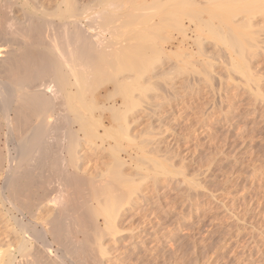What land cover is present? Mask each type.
<instances>
[{"label": "rangeland", "instance_id": "obj_1", "mask_svg": "<svg viewBox=\"0 0 264 264\" xmlns=\"http://www.w3.org/2000/svg\"><path fill=\"white\" fill-rule=\"evenodd\" d=\"M8 1L11 2V0ZM24 1L12 0V4H8L7 0H0L2 5V7L0 5V19L7 16L8 20H13L12 24H9L11 28L4 26L8 22L4 19L5 17L3 18L5 21H0L2 22L0 29H3V32H0L3 34L0 36L1 39L4 38L3 43L6 42L4 46L12 47L13 43L19 44L22 41L32 43L29 39L34 40V34H31L28 39L27 32L17 31L16 33L15 28L21 25L17 21L24 20L22 27L19 26V28L25 30L28 24L32 25L36 22L35 20L38 22L36 16H42L41 12H43L48 18H52L56 25V22L60 20L59 15L69 5L66 3L67 0H30L31 3L29 0H26V3ZM69 1L67 2L73 5L75 3L78 7L85 4L87 7L86 2L93 1L92 5L89 3L88 8L93 7L92 11L100 9L97 0ZM107 1L109 5L97 15L96 22L100 24L97 26L101 27V19L105 18L103 22H106V18L113 19L112 21L108 19L111 23L103 25V28L106 26L107 30V33L105 32V38H107L105 40L103 38V43L104 45L106 43L108 47L105 48L106 50L102 48L105 55L102 56V52L100 59L96 58L94 62L97 63V59L101 61L102 58H105L104 61L107 60L96 64L100 66L101 69L98 68L103 70L104 74H100L102 79L97 76L101 79L97 80L94 75L101 72L99 69L93 67L94 70L91 69V71L92 66L89 68L87 66L82 67V71L86 72L81 71L85 78L87 75L86 79H88H84L86 80V85L83 87L85 90L81 92L85 93H81L83 94L81 101L88 106L87 104L91 105L90 102L88 103L90 100L93 106H88L89 110L86 106L82 107V116L84 122H88V125L87 122L84 123L86 133L92 130L95 132L88 131V134L90 136L95 134V136L90 139L85 135L86 133H81L76 154L73 155L76 156L77 165L71 167V171L84 176L87 182L79 185L78 191H75L77 188L75 189L74 186H68L69 190L73 189L79 193L77 195L75 192L70 193L71 195L65 196L64 199L62 197L61 203L59 202L60 207L57 208L48 202L39 204L36 202L38 201L36 196L31 197L32 200L36 199L32 202L33 206L36 203L39 205L32 210L33 212L36 209V213H32L34 217L27 215L26 211H24L25 216L16 211H5L9 204L0 196V264L23 263L26 259L25 255L32 260L35 255L40 257V264H264V0L256 3V5L260 4V10L253 13L247 10V6H242L246 0H235L232 3L241 9L231 17L230 25H240V22H244L240 27L243 25L249 36L246 35L248 38H245L246 42H243V47L240 48L242 52L238 49L240 46H235L237 49L235 50L234 47L222 41L218 42L208 34L205 27L201 29L204 21L210 19L211 25L219 30L218 20L211 18L205 11L198 12L201 15H197V21H190L187 16H183L180 23L167 22L166 26L160 32L158 31L160 37L156 38L158 40L155 47H160V51L156 52L159 56L155 54L157 61L153 60L154 63H151L152 70L149 68L142 72L141 77L135 76L133 72H131L132 75L126 72L120 73L121 76L125 75L124 78L129 77L128 80L125 79L126 82L132 83V80L138 78V81L133 82L134 87H131L135 89L130 93L132 105L128 112L129 124L126 134L123 128L120 130L115 128L116 130L111 131V133L114 132V135L111 134L113 137L103 136L104 139L106 138L103 143L100 138H96V133H99V136L103 135L105 128L112 129L116 125L115 122L119 121L117 119L118 121L111 124L110 120L113 121V118L109 110L114 100L120 98L113 92L114 82L112 81L113 79L122 80L119 75L116 76L118 78H114L117 75L115 74L117 68L113 69L114 72L111 69L116 67L114 62L117 60L113 62L112 59L116 58L113 54L117 53L115 51L118 49L114 42L118 35L116 33L122 34L124 39L129 35L128 39H130L132 34L135 37L136 33L141 32L139 29L147 32L149 27L152 30L156 25L157 28L160 15L154 13L155 8L158 4L165 2V0H133L132 8L128 0L127 2L120 0L121 3L119 0ZM196 1L199 7H205L208 2L216 0ZM4 6L5 9L8 8L6 11ZM136 6H140V10ZM31 8L35 10L32 11ZM113 8L118 10L114 11ZM172 9H174L173 5L166 3L161 11L167 13L175 10ZM1 10L5 13H1ZM25 10L28 12L25 13ZM61 10L62 12L59 13ZM151 10L154 11L151 12ZM36 11L38 12L34 14ZM109 11H112L114 16ZM137 11L141 15H137ZM30 13L32 14L30 20L35 16V22L25 19ZM130 14L133 16L131 17ZM248 14H251L252 18L250 15L247 17ZM136 15L138 18H135ZM119 19L124 22L117 29L116 23H119L117 22ZM149 20L151 23L148 22ZM245 21L249 24H245ZM199 23H202L200 27H198ZM34 25L36 28L37 24L32 26ZM29 26L28 33H33L30 30L34 28L31 26L33 29L28 30ZM53 26L51 27H55L56 31L59 29H61L60 33L63 31L62 27ZM48 27L47 25V30L45 29L47 33L52 29L49 27L51 29L48 30ZM7 28L10 30L8 35ZM35 30L34 33L37 35ZM133 30L134 33L136 31L135 34ZM227 31L219 30L218 32L230 34ZM12 36L19 38L23 36V40L17 39L18 42L16 37ZM36 38L39 39V37ZM136 40V38L133 40L132 36L131 41L138 43ZM129 43L132 46L135 44ZM41 45L48 51L53 42L50 38H45ZM12 48L20 50L19 47L16 48V45ZM127 49L125 48V52H128ZM17 50L15 51L18 52ZM152 51H147L145 54ZM240 53L245 56L242 57ZM238 59L241 60V64L244 61L241 69L236 67ZM94 63L93 66H95ZM113 63L114 66H112ZM107 64L111 65L106 66ZM88 69L92 74L87 73ZM96 69L100 72L97 73V71L94 74ZM100 81L106 84L102 82L103 85ZM84 83L83 81V85ZM142 85L143 88L146 87L145 90ZM98 95L102 96L98 97ZM119 108L120 113L123 114L124 108L120 105ZM120 123L119 121L118 124L123 127V123ZM126 138H130L129 142ZM127 144L130 146V148L127 147L130 157H125L126 152L124 153V147ZM111 146L118 149L116 153L123 157L124 163L116 164ZM43 171L45 170L37 169L34 173L44 175ZM47 173L50 174L49 171ZM2 183L0 182V185H3ZM95 187L101 188L102 193L94 194ZM53 196L55 192L52 193L51 197ZM75 204L78 209L76 207L75 211L71 210ZM65 206L66 209H62ZM80 206L83 209L80 210ZM83 211L89 216L83 214ZM70 214H77L76 216L82 214L84 219L91 217L90 226L93 227V223L96 222L98 227L95 225V230L88 229L89 232L87 230L89 225H87L86 229L81 228L87 232L82 233L80 229L77 232L78 228H74L71 224H68L70 225L68 227L64 223L67 219L62 216ZM56 216L61 218V243L59 240H54L52 235H48L46 241L35 236L36 232L33 233L32 230L40 229L39 225ZM68 220L70 222V219ZM27 222L29 223L23 227V230L22 225ZM64 225L67 226L66 229ZM84 233H88V236ZM87 237L92 241V244L89 242L91 248L87 245L86 250L90 248L88 251H81L82 254L80 251L76 252L77 257L80 255L77 258L73 249L80 246L79 242H83ZM63 242L66 245L65 248L62 246ZM68 246L72 251H69ZM85 253L89 256L83 255ZM9 256H14L15 260L9 262ZM36 256L34 259H37Z\"/></svg>", "mask_w": 264, "mask_h": 264}, {"label": "bare ground", "instance_id": "obj_2", "mask_svg": "<svg viewBox=\"0 0 264 264\" xmlns=\"http://www.w3.org/2000/svg\"><path fill=\"white\" fill-rule=\"evenodd\" d=\"M67 1H69V0H67ZM67 1H66V3L69 5L66 7L64 12H62V10L59 12V13L62 12V14L59 15L58 18L60 20H59V22H56V25L53 22L52 18H48V16L44 15L43 12H41V11H43V9L46 10V8L40 9L41 11H39V13L41 12L42 16H36L37 19L40 21V23H38L39 21L37 22V20H35L36 19V18H34L35 16L33 17V19L31 18V20H33V22L36 21L35 23L37 25H36V28H34L35 25L34 26H32V25L35 23H33L32 25H31V23L28 24V26L30 25L28 30L33 29V28L36 29L35 32L37 31V35L34 33V29L30 30V31H33V33H31V32L28 33V31H27L28 26L27 27L25 26L26 29L24 28L26 31L22 30V28L20 30L19 26L22 27V22L24 20L23 19L22 20L17 19V20H19V21H17V22H19L18 24L21 23V25H18V27L15 28L16 33H17V31H19V32L24 31V33L27 32L26 35H27L28 39L30 38L31 34H34L35 37H39V39L36 38L37 39L36 40L35 37L33 36L34 40L32 37H31L32 39H29L30 42H32V43H29V42L27 43L25 41H24L25 42L24 43L22 41L23 36H21L20 38L16 37L17 35L19 36V34H17L16 36H12L14 38L16 37L15 38L16 40L18 39V40L22 41V43L20 42L19 44H14L11 41L14 39L9 40L10 43L12 42L13 45H16V48L17 47L20 48V50L15 49L18 52H16L12 48L13 45H12V47L11 46H4V44H6V42L3 43L2 39H4V38L1 39V36H0V40H1L0 43L2 42L0 44V182H3L2 183L3 185H0V194H1L0 196H1L2 200H4L5 202H7L9 204V207H7L5 209V211H7V212H10V211L15 212L16 211V212L20 213V215H22V214H24V211H26L28 213L27 215H31L32 217H34L35 215L34 214L32 215V213L35 212L36 209L33 212H32V210L34 207H36V205H38V203L42 204V203L48 202L49 204H51L52 206L57 208L59 206V202L62 199V197L64 199L65 196H69L72 193H74L75 191H78L79 189L77 187L79 185L85 184L87 182V179L84 176H81L80 174L76 173V171L75 172L71 171V167L77 165V161H75L76 156L75 157L73 156L74 153L76 154V152H75L76 148H77L76 146H78V144H79L81 135L86 133V128H85L84 123L86 124L87 121L85 120L86 122H84L83 116H82V110H81L82 107L86 106V105H84L85 104L84 101H81V100H83V98H82L83 94H81V93H85V92H81V91L85 90L83 87L86 85V80H88V79H86L87 75H85L86 78L84 77L82 72H86V71H84V70L82 71V67L84 68V67L88 66V68H89L90 66H92L90 68V70L91 69L94 70L95 68H97V69L100 68V66L96 65V64H98V62H103L105 59V58H102L101 61L98 60V59H100L101 53L103 52L102 48L105 49L108 47V45H106V43H105V45L103 43V41L107 38V37L105 38V32L107 31L105 28L106 26H104V28H105L104 29L103 25L112 21L113 19L111 20V18H106V22H103V20L105 21V18L101 19L102 20L101 27L97 26V24H98L96 22L97 15L101 11L105 10V6L109 5L107 0L106 1L97 0L98 1L97 3H99L97 5H100L99 6L100 9L98 11H95V10L92 11L93 7L88 8L90 6V4L92 5L93 1L91 3L86 2L88 4L90 3L89 5L87 4V7H85L86 4L85 5H79L81 7H78L77 4L75 6V3L73 5V3H69L70 1L69 2H67ZM234 1L235 0H216V1L211 2V3L208 2L207 6H205V7H199L198 6L199 3L196 0H165V2L158 4L155 8L156 11L154 12V13H158V15H160V20H159L160 22H158V24L159 23L160 24L159 25L157 24V28L155 27L156 25L153 26L154 28L152 27L153 28L152 30L149 27V30H148L149 32L147 30H146L147 32H142V29H139V30H141V32L137 34L135 31V33H136L135 37L132 34L130 36V39H128L129 35L128 36L126 35L127 38L125 37V39H124L122 37V34L116 33L118 35H116L117 39H116V41L114 40V42L116 43V46L118 49L117 48H116L117 50L114 49V51L116 50L115 52H117V53L113 54V56L115 55L116 58H112L113 62H114V60L117 59L114 62L116 67L111 68L112 70L114 68L115 69L117 68L115 70V72H116L115 74H117V75H115L114 78H118L116 76H118V75L121 76L120 73H125V72L127 74L133 72L135 74V76L141 77L140 74L142 72H145L149 68H151V63L152 64L154 63L153 60L157 61L155 54L157 51H160V47L159 48L155 47V43L158 40L156 38L160 37L158 35V33L161 31V29H163L166 26L167 22H169V23L170 22H172V23L179 22L180 23L181 20L183 19V16H187L190 21H193V20L197 21V15L198 14L201 15V13H198V12H201V10H202V12L205 11L211 18H216L218 20L220 32H225V30L226 31L228 30L227 32H229L230 34H228L227 32H226L227 36L225 35V33L220 34L218 32L219 30L216 27H213L211 25L210 19L206 22L204 21V24H203L204 26L202 25V23H203V20H202V23L201 24L199 23L198 27H200L202 25L201 29L203 27H205L206 28L205 30L208 32L209 35H211L213 38H215L218 42L222 41L223 43L227 44L228 46L234 47L233 49H235V46H237V47L240 46L238 49H239V51L242 52V50L240 48H242L243 47L242 45L246 42L245 38H248L249 36L247 35V32L244 30L245 27H243V25H242V27H240L241 24H243L244 22H240L241 23L240 25L236 24L234 26L230 25V23H229V21L231 20V17L235 16L237 10L241 9V8H238V5H232V3ZM259 1L260 0H246V3L242 4V6L243 5L247 6L248 7L247 10H250L249 12L253 13L254 11L260 10V4L256 5V3ZM8 2L9 1L7 0V3ZM11 2H12V0H11ZM11 2H9L8 4H10ZM29 2H30V0H29ZM94 2H96V1H94ZM126 2H127V0H126ZM132 2H133V0H128L129 5L133 4ZM57 3H59V1ZM119 3H121V1ZM166 3L172 4L175 10L172 9L174 11L167 12V13L162 12L161 10H162V8H164V5ZM4 4H5V2H4ZM80 4H82V3H80ZM5 5H7V4H5ZM57 5H59V4H57ZM40 6L38 8H40ZM82 6H84V7H82ZM1 7H2V5H1ZM31 7H34V6H31ZM131 7H132V5H131ZM136 7H138V9H139L140 6H136ZM144 8H145V6H144ZM202 8H204V10ZM4 9H5V6H4ZM7 9H5V11ZM61 9H63V8H61ZM142 9H143V7H142ZM31 10H32V8H31ZM34 10H32V11H34ZM113 10L117 11L118 9L113 8ZM121 10H123V9L121 8ZM152 11H154V10H151V12ZM242 11H243V9H242ZM24 12L26 13L28 11L25 10ZM37 12L38 11L34 12V14ZM145 12H146V8H145ZM145 12H143V13H145ZM147 12H148V10H147ZM151 12H150V14L153 15ZM1 13H5V12L2 11ZM31 13H30V15L27 16L29 18H27V17L26 18L24 17V18L27 20L29 19L28 21H31L30 20V16L32 15ZM50 13H52V12H50ZM123 13H124V11H123ZM138 13H139V11H137V15H141ZM10 14L13 16L12 13H10ZM47 14H49V13H47ZM148 14H149V12H148ZM111 15H113V12ZM137 15L135 16V18L137 17ZM249 15L251 16V14H248L247 17H249ZM113 16H111V17H113ZM132 16L133 15H131V17ZM149 16H148V18H149ZM254 16H255V14H254ZM4 17L5 16L2 17V20L5 19L7 21L8 20L7 16L5 18ZM200 17H199V19H200ZM145 18L147 19L146 15H145ZM251 18H252V16H251ZM108 19H110V21H108ZM121 19L117 20V22H119V23H116L118 26V27L116 26L117 29L120 28L119 26L121 24L123 25L122 22H124V21H122ZM247 19H249V18H247ZM2 20L0 19V21H2ZM27 20H25V21H27ZM101 20H100V22H101ZM11 21L13 22V20H11V19L8 20V22H11ZM15 21H16V19H15ZM2 22H0V23H2ZM12 22L8 23V24L5 23L4 26L7 25V27H8L9 24H12ZM148 22H150V20ZM199 22H201V20ZM112 24H114V23H112ZM126 24H128V23H126ZM153 24H154V22H153ZM245 24H249V22L246 23V21H245ZM25 25H27V23H25ZM47 25L49 27H51L53 25L56 27L60 26V28L61 27L63 28V31H61V33H60L59 30H61V29L58 28L59 30L56 31L54 29L55 27L53 26L54 28H52V27L51 28L54 29V31L51 28H50L51 29L50 30L48 27V30H50V32L52 31L51 34H48V33H50L49 31H48V33L45 32L47 30ZM98 25H100V24H98ZM176 25L179 26V24H176ZM2 26H3V24H2ZM31 26L33 28H31ZM5 27H3V28L5 29ZM112 27H110V28L112 29ZM143 27H146V26H143ZM9 28H11V27L9 26ZM17 28H19V30ZM2 30L0 32H3ZM150 30H151V32H150ZM9 31L10 30L8 29L7 35H8ZM183 31H185V30H183ZM133 33H134V30H133ZM0 34L2 35L3 33H0ZM9 34H11V33H9ZM12 35H13V33H12ZM4 36H6V34H4ZM132 36H133V40L136 38L137 39L136 41L138 43L131 41ZM228 36H230V37L228 38ZM24 37H25V34H24ZM45 38H50L53 42V45H51V48L48 51H47V49H44L41 45L42 40ZM103 38H104V40H103ZM109 39H108V41H109ZM35 40H36V42H33ZM125 40H127V41L124 42L125 43L124 44L123 41H125ZM18 42H15V43H18ZM129 42L135 43L136 45L133 44V46H132V44ZM109 43H111V42H109ZM247 43H249V42H247ZM200 45H201V43H200ZM130 46H132V47H130ZM125 48L126 49L128 48L127 49L128 52H125L126 51ZM129 48H130V50H129ZM150 50L151 51L154 50V51L150 52L151 54L150 53L145 54L147 51H150ZM235 50H237V49H235ZM237 54L239 55V53H237ZM103 55H105L104 52L102 53V56ZM156 55H158V54H156ZM240 55H242V54L240 53ZM243 56H245V55H242V57ZM154 57H155V59H154ZM96 58H98L97 59L98 62L94 63V62H96ZM105 61H107V60H105ZM179 61H181V60H179ZM243 62H242V64H244ZM93 63L95 64V66H93ZM106 63H104V64H106ZM114 63L112 66H114ZM242 64H241V60H239V59L236 60V67L237 68L239 67L238 69L243 68ZM108 65L109 64H107L106 66H108ZM93 67H94V69H93ZM244 68H246V66ZM97 69H96V71H94V74H95V72L98 71ZM172 69H173V66H172ZM184 69H185V67H184ZM184 69H182V70L184 71ZM90 70L88 69L87 73ZM151 70H152V68H151ZM100 71L97 72V73L100 72L98 75H94V78L97 80L98 79L101 80L102 77L100 76V74L101 75L104 74V73H102L103 70H100ZM112 72H114V70ZM89 73H91V72H89ZM131 75H132V73H131ZM97 76L101 77V79ZM127 76H130V75H127ZM103 77H105V76H103ZM124 77H125V75L124 76L122 75L121 76L122 80L113 79V81H112V82H114L113 83L114 85L112 84L114 87L113 92H114V94L118 95V97H120L119 98L120 102H119V99H115L113 104H111V107L109 109L111 112L110 114L112 115V117H111V115H110V117L113 118V121H112V119L110 120L111 124L114 123L115 121L119 120L121 123H123L122 124L123 127H121V125L118 124L119 123V121H118V123L115 122L116 125L113 126L112 129L111 128L110 129L105 128L103 135L99 136V133H96V138H100L101 142H103V143L106 140V138L104 139L103 136H105V137L111 136V134L114 135V132L111 133V131L113 129L119 128V130H120L123 128V131L125 133L126 129L128 128V124H129L128 112L130 110V106L132 105L131 104L132 103L131 102L132 97L130 98V93H132L131 91H134V89H135V88L134 89L132 88L133 89L132 90L131 87H134L133 82H135V80H137L138 78L136 77L137 79L132 80V83H131L129 81H127V82L125 81V79L128 80L129 77H127V78H124ZM131 77H130V79H131ZM84 79H86V80H84ZM133 79H134V77H133ZM83 81L85 82L84 85H83ZM110 81H111V79H110ZM95 82H98V81H95ZM102 82H104V81H102ZM102 82L100 81V83H102ZM96 84H98V83H96ZM107 84H108V82H107ZM136 84H137V82H136ZM72 87L73 88L75 87V89H73ZM85 88L88 89V87H85ZM142 88H143V85H142ZM145 88L146 87H144L143 89L145 90ZM86 91H88V90H86ZM115 91H116V93H115ZM94 92L95 91H93V93ZM84 95H86V94H84ZM102 95H98V97L102 96ZM78 97H79V100H78ZM108 98H110V97H108ZM108 98H107V100H108ZM95 100H96V97H95ZM86 101H88V100H86ZM112 101H113V99H112ZM89 102L91 103V105H89V104H87V105L93 107L92 102L90 100L88 101V103ZM119 105L124 108L123 110H125L123 114L120 113ZM88 106H86V108ZM97 107H100V106H97ZM86 108H84V109L86 110ZM88 108H87V110H89ZM126 112H127V114H126ZM91 115H92V113H91ZM87 125H88V122H87ZM99 126H101V125L99 124ZM89 128H87V130ZM88 131H89V133L95 132V131L92 132V130L91 131L88 130ZM88 131L85 135L89 136L90 139H91V137L95 136V134H92L90 136V134H88ZM121 134L122 133H120V135ZM111 137H113V136H111ZM111 137H109V138H111ZM129 139L130 138L127 139V142H129L128 141ZM114 145H116V144H114ZM114 147L116 148L117 146H114ZM120 147H121V145H120ZM127 147L130 148V146L127 144L126 147H124L125 148L124 153L126 152L125 157L126 156L130 157L129 156L130 153H128L129 151H127L128 150ZM115 148L112 147L111 150H112V152H114L113 158L116 161V164L124 163L125 160L123 159V157H121V155L116 153V152H118L117 150L119 148L118 147H117L118 149H115ZM113 149L115 151H113ZM110 156H112V155H110ZM156 165L158 166V164H156ZM37 169L40 171L45 170V171H43L44 175L42 173H39V175L37 173L35 174L34 171L36 172ZM48 171L50 172V174L47 173ZM166 171H168V170H166ZM45 172H46V174H45ZM71 185H72V187L74 186L75 189L77 188V190L73 191L72 187H71L72 190H69L68 186L70 187ZM93 191H94V194H96V195L102 193V189L99 187H97V188L95 187ZM54 192H55V196L51 197L52 193H54ZM75 193L77 195L79 192L78 193L75 192ZM33 196H36V198L38 200V201H36L38 203H36L35 206H33L32 202H35L36 199L35 200L31 199V197L33 198ZM76 205L77 204L74 205L73 209H71L72 208V206H71L70 209L75 211L76 207L78 209V206H76ZM80 207H81L80 210L83 209L82 206H80ZM62 209L65 210L66 206L62 207ZM78 212H81V211L78 210ZM82 213L84 214L85 212L83 211ZM25 214H24V216H25ZM76 215L70 214L68 216H62L63 218L67 219L68 222H69L68 219H70L69 223L67 221L66 222L64 221V223L68 227L70 226L68 224H71V226L73 225L74 228H76V229L78 228V230L75 229L77 232L80 229V231L83 233V231H85V230H83V229L81 230V228L86 229L87 225H89L88 226L89 228L87 227V230L92 229V228L95 230V227L97 226V224H96V222L93 221L94 222L93 227L90 226L92 224V221L90 222V220H92V219H90L91 217H86V219H87V221H86V219H84L85 218L84 215H82V214H80V216H76ZM86 215L89 216L88 214H86ZM90 215H91V212H90ZM24 216H22V218H24ZM60 219L61 218L59 216L52 217V219H50V220L48 219L49 221H45L46 223L43 222L44 224L39 225L40 229H38V230H36L35 226L33 225L32 227L35 230H32V231H33V233L35 231L36 232V233H34L35 236L40 237V239L42 241H46L48 235H52L54 240L60 241V238H61L60 237V233H61V230H60L61 229L60 228L61 227V220ZM83 219H84V221H83ZM86 222H88V223L86 224ZM28 223L29 222H27L26 224L23 223L24 225H22V228L26 227L25 225H28ZM66 225H64L65 229L67 227ZM30 228L31 227H29L28 229H30ZM98 229H96V230H98ZM23 230H24V228H23ZM73 231H74V229H73ZM85 232H87V231H85ZM84 234H83V238L88 233H86L85 235ZM79 241H81V240H79ZM55 242H57V241H55ZM72 242L73 241H71V243ZM89 242H91V244H92V241H90V239H88V237L83 242H79V243H81V244H79L80 246H77L75 249H73L75 251V252L73 251L74 255L76 256L75 253L78 251L85 252L87 245H88V247H90ZM60 243H61V241H60ZM63 244H64V242H63ZM63 244H62V246L65 248L66 245L65 244L63 245ZM63 247H62V249H64ZM68 248H69V251H72V250H70L71 248L69 246H68ZM72 248H73V246H72ZM88 250H86V251H88ZM73 252H71V253H73ZM82 252L80 254H82ZM65 253H66V250H65ZM68 253H70V252H68ZM87 253H89V252H87ZM83 255H86V257H87V255L89 256V254H86V253ZM83 255H81V256H83ZM35 256L33 257V260H32L31 258H27L28 256L25 255L24 256V258H26L25 260L22 257V259L24 260V261L22 260L23 263H17V264H40V259H39L40 257L36 256V258L39 260V261H37V259H34ZM78 256L80 257V255H78ZM79 257H77V258H79ZM9 258H10V260L8 259L9 262H13V260H15L14 256H9ZM41 263H42V261H41ZM43 264H45V263H43Z\"/></svg>", "mask_w": 264, "mask_h": 264}]
</instances>
